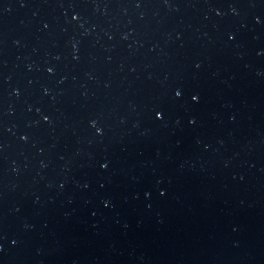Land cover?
Wrapping results in <instances>:
<instances>
[{"label": "water", "instance_id": "95a60500", "mask_svg": "<svg viewBox=\"0 0 264 264\" xmlns=\"http://www.w3.org/2000/svg\"><path fill=\"white\" fill-rule=\"evenodd\" d=\"M0 264H264V0H0Z\"/></svg>", "mask_w": 264, "mask_h": 264}]
</instances>
